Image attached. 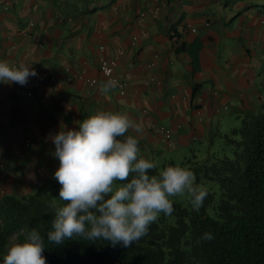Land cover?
Masks as SVG:
<instances>
[{
  "label": "crops",
  "instance_id": "obj_1",
  "mask_svg": "<svg viewBox=\"0 0 264 264\" xmlns=\"http://www.w3.org/2000/svg\"><path fill=\"white\" fill-rule=\"evenodd\" d=\"M257 2L0 0V60L24 63L37 73L28 80L32 95L0 83V200H25L43 187H58L50 134L61 124L75 127L97 110L141 124L142 134H128L137 135L140 155L158 168L211 139L225 121L259 112L264 5ZM141 29L145 36L132 45ZM120 52L115 74L125 92L103 93L99 58ZM42 75H54L56 82L36 85ZM151 124L171 131V147Z\"/></svg>",
  "mask_w": 264,
  "mask_h": 264
},
{
  "label": "trees",
  "instance_id": "obj_2",
  "mask_svg": "<svg viewBox=\"0 0 264 264\" xmlns=\"http://www.w3.org/2000/svg\"><path fill=\"white\" fill-rule=\"evenodd\" d=\"M237 120L229 132L217 130L208 141L190 145L160 167H188L195 182L207 187L209 194L198 211L173 197V214H161L147 235L128 247L80 239L53 246L46 232L55 209L65 202L58 197L60 185L43 187L25 200H0V253L11 245V235L22 241L26 230L36 228L45 235L46 264H264V105ZM215 141L219 149L212 146ZM222 144L233 145L230 156ZM204 232L214 239L201 240Z\"/></svg>",
  "mask_w": 264,
  "mask_h": 264
},
{
  "label": "clouds",
  "instance_id": "obj_3",
  "mask_svg": "<svg viewBox=\"0 0 264 264\" xmlns=\"http://www.w3.org/2000/svg\"><path fill=\"white\" fill-rule=\"evenodd\" d=\"M36 75L29 65L0 60V83L23 86ZM118 86L116 79H107L100 91L110 93ZM130 129L143 132L126 114L97 110L75 127L61 124L50 134L52 155L58 160L52 175L65 202L56 208L46 232L50 245L80 239L128 247L147 235L161 214H173V197L186 198L194 211L203 206L208 189L195 182L194 172L180 165L158 168L156 161L140 155L138 137L128 134ZM153 169L156 174H150ZM200 239L211 241L214 236L204 232ZM44 250L45 235L31 228L22 241L0 253V264H46Z\"/></svg>",
  "mask_w": 264,
  "mask_h": 264
},
{
  "label": "built area",
  "instance_id": "obj_4",
  "mask_svg": "<svg viewBox=\"0 0 264 264\" xmlns=\"http://www.w3.org/2000/svg\"><path fill=\"white\" fill-rule=\"evenodd\" d=\"M142 15H140V20L142 19ZM34 23L30 22L28 24V29H33L34 28ZM195 29L192 28V31H194ZM146 32L145 30L141 29L140 31H138L136 34H134L131 38V44L132 45H137L141 38H143L145 36ZM100 49H103V46H100ZM121 55V52L111 56V57H100L99 58V62H98V70L101 73V75L107 80V79H116L119 82V86L117 87L120 94H123L125 92V82L123 80H121L118 76H116L115 74V68L116 65L119 61V57ZM11 65H16L15 63H12ZM76 77L78 78H82V75H76ZM72 78L71 77H67L66 80L70 81ZM84 80L86 81V83H88L89 85H94L95 84V79L94 78H90V77H86L84 78ZM45 81H51L53 83L56 82V77L54 75L51 76H40L38 78V80L36 81V85H39L42 82ZM16 83H12L11 85H15ZM18 86H20L27 95H32V91L29 89L28 87V83L26 85H19L16 84ZM146 110L143 109V112H145ZM150 128L154 131L157 132L158 134H160L163 138V140L165 141L166 145L171 147L173 145V140H172V133L169 129L167 128H163L160 125H156V124H151Z\"/></svg>",
  "mask_w": 264,
  "mask_h": 264
},
{
  "label": "rangeland",
  "instance_id": "obj_5",
  "mask_svg": "<svg viewBox=\"0 0 264 264\" xmlns=\"http://www.w3.org/2000/svg\"><path fill=\"white\" fill-rule=\"evenodd\" d=\"M258 2L256 3L259 7H260V5H264V0H257ZM263 90V85H262V87L260 88V91H262ZM239 124V122H238V120H237V118H234L233 120H229L228 122L227 121H225L224 123H223V133H227V132H229L230 131V129L231 128H233L234 126H236V125H238ZM206 141H208V140H206ZM206 141H204V142H206ZM212 144V146H215V149H219V141H215L214 143H211ZM220 146H222L223 147V149H224V151L226 152V154H228L229 156L231 155V153H232V150H233V145H224V144H222V145H220ZM174 154H175V152H171V156H174ZM49 194H44V196H48ZM179 199H181L182 201H183V203L184 204H186V202H187V200H186V198H184V197H179V196H177ZM63 203L61 202V203H59V205L61 206ZM56 210V209H55ZM16 237L14 236V235H11L9 238H8V242H9V244H12V243H15V241H16Z\"/></svg>",
  "mask_w": 264,
  "mask_h": 264
}]
</instances>
